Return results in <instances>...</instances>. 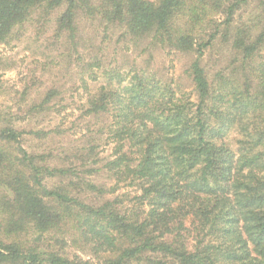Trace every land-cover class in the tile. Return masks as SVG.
Wrapping results in <instances>:
<instances>
[{"label": "trees", "instance_id": "obj_1", "mask_svg": "<svg viewBox=\"0 0 264 264\" xmlns=\"http://www.w3.org/2000/svg\"><path fill=\"white\" fill-rule=\"evenodd\" d=\"M27 38L39 68L0 104V264H264V0H0V46ZM79 89V131L38 127Z\"/></svg>", "mask_w": 264, "mask_h": 264}, {"label": "rangeland", "instance_id": "obj_2", "mask_svg": "<svg viewBox=\"0 0 264 264\" xmlns=\"http://www.w3.org/2000/svg\"><path fill=\"white\" fill-rule=\"evenodd\" d=\"M120 47L121 46H118V48ZM36 49V44H33L28 38L26 41L17 45L13 44L11 46H0V55L6 58L9 63L13 65V69L0 73V81L2 82V88L0 89V104H3V106L13 107L14 110H17V102L20 99V93L24 90V83L27 81L30 73L39 68L36 61L40 59L37 58ZM112 49V46L109 47L106 52L107 55H110L113 52ZM138 51L135 55H133V57L138 55ZM154 55L156 60L155 63H158V65H162L161 63L165 64L167 74L174 77L182 74V70L186 67L189 61L186 57H178L174 54H169L168 51L156 50L154 51ZM47 77L48 79L46 81L54 78L49 76ZM83 93V89L68 91L66 95V102L69 104V108L63 112L64 114H62V116H53V119L47 118L45 120L48 121L41 123L38 127L51 129L59 123H64V128L69 130L70 133L74 131L70 130L72 127H76L77 131H79L81 129L79 108L81 99L84 96ZM55 109L59 110L61 107L56 106ZM66 142L67 141H63L60 138H57L55 141L48 140L47 142H41L31 135L25 136L24 138V146L35 151H45L47 147L52 144L57 147H62V145ZM99 151L101 157H106L110 153L111 147L103 144ZM126 189L127 188L123 187L121 191L125 192L127 191Z\"/></svg>", "mask_w": 264, "mask_h": 264}]
</instances>
